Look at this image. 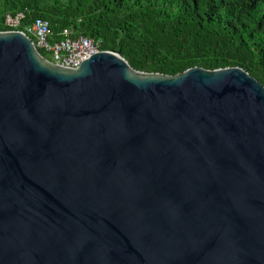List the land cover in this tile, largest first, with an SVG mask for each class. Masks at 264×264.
<instances>
[{"label": "water", "instance_id": "obj_1", "mask_svg": "<svg viewBox=\"0 0 264 264\" xmlns=\"http://www.w3.org/2000/svg\"><path fill=\"white\" fill-rule=\"evenodd\" d=\"M0 264H264V86L0 31Z\"/></svg>", "mask_w": 264, "mask_h": 264}, {"label": "trees", "instance_id": "obj_2", "mask_svg": "<svg viewBox=\"0 0 264 264\" xmlns=\"http://www.w3.org/2000/svg\"><path fill=\"white\" fill-rule=\"evenodd\" d=\"M18 13L19 30L43 19L51 41L71 30L136 71L239 67L264 86V0H0V31Z\"/></svg>", "mask_w": 264, "mask_h": 264}, {"label": "built area", "instance_id": "obj_3", "mask_svg": "<svg viewBox=\"0 0 264 264\" xmlns=\"http://www.w3.org/2000/svg\"><path fill=\"white\" fill-rule=\"evenodd\" d=\"M23 14L6 15L4 25L9 31H19L26 34L38 51H43L51 60L49 62L67 68H78L89 56L99 50L91 39L84 36H74L71 30H64L61 39L51 41V31L47 21L37 18L30 25L19 30Z\"/></svg>", "mask_w": 264, "mask_h": 264}, {"label": "rangeland", "instance_id": "obj_4", "mask_svg": "<svg viewBox=\"0 0 264 264\" xmlns=\"http://www.w3.org/2000/svg\"><path fill=\"white\" fill-rule=\"evenodd\" d=\"M46 58L49 59V60H51V58L48 55H46Z\"/></svg>", "mask_w": 264, "mask_h": 264}]
</instances>
